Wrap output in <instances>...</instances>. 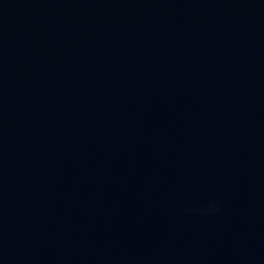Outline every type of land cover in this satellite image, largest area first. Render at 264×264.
<instances>
[{
  "label": "water",
  "instance_id": "95a60500",
  "mask_svg": "<svg viewBox=\"0 0 264 264\" xmlns=\"http://www.w3.org/2000/svg\"><path fill=\"white\" fill-rule=\"evenodd\" d=\"M0 264H264V0H0Z\"/></svg>",
  "mask_w": 264,
  "mask_h": 264
}]
</instances>
